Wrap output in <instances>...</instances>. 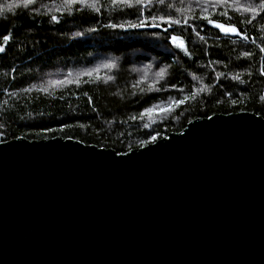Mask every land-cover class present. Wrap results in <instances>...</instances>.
<instances>
[{
  "label": "water",
  "instance_id": "water-1",
  "mask_svg": "<svg viewBox=\"0 0 264 264\" xmlns=\"http://www.w3.org/2000/svg\"><path fill=\"white\" fill-rule=\"evenodd\" d=\"M209 117L125 153L0 142V264H264V118Z\"/></svg>",
  "mask_w": 264,
  "mask_h": 264
},
{
  "label": "trees",
  "instance_id": "trees-1",
  "mask_svg": "<svg viewBox=\"0 0 264 264\" xmlns=\"http://www.w3.org/2000/svg\"><path fill=\"white\" fill-rule=\"evenodd\" d=\"M131 4L36 0L27 9L0 13V42L9 31L13 35L0 53V142L60 136L125 153L198 117L248 111L264 118V18L222 7L202 13L195 0ZM223 10L227 16L219 14ZM206 14L235 25L248 39L225 35L200 19ZM169 18L180 24L170 27ZM141 19L160 26L128 28Z\"/></svg>",
  "mask_w": 264,
  "mask_h": 264
},
{
  "label": "snow or ice",
  "instance_id": "snow-or-ice-1",
  "mask_svg": "<svg viewBox=\"0 0 264 264\" xmlns=\"http://www.w3.org/2000/svg\"><path fill=\"white\" fill-rule=\"evenodd\" d=\"M66 4H72L75 3L76 0H65ZM82 3H86V0H81ZM136 5L139 6H143V7H147L149 5L152 4V0H134ZM157 2L159 4H164L165 0H157ZM197 7L200 8L202 13H209L210 9H216L217 7H222L225 9H232L235 12H242V13H250L252 14L253 19H255L256 17H261L264 18V0H260L258 5L253 6L252 4H239V0H203V2H201V0H195ZM36 0H11V2H6L2 5H0V13H12L14 12L15 9H19V8H24L27 9L29 8L31 5L35 4ZM111 3L113 5H116L117 3H123L127 6H132L131 4V0H111ZM94 7V5H93ZM169 7H171V5H169ZM96 11H99V8L95 9ZM57 11H59V9H57ZM143 13L141 12V15ZM221 16H227L228 12L227 10H223L219 13ZM152 19H156V17H152ZM160 19H164L163 17H161ZM200 19L202 21H206L207 24L213 25L216 29H219L220 32H223L225 35H230V34H236L238 36H241L242 39L247 40L248 37L245 34H242L241 30L238 29L235 25H226L224 23H220L217 22L216 20H214L211 16V14H206V15H202L200 17ZM51 20L55 23H59L58 17L56 15H52L51 16ZM166 23L169 24V26L171 27V25L173 24H180L179 20H172V19H168L166 21ZM185 23H187V21H185ZM246 23L251 24L252 20H247ZM146 26V20L141 19L139 20V23L136 24H128V28H142ZM153 27H159L160 25H151ZM110 27H117V25L112 24L110 25ZM120 27H123V25H120ZM89 31H96V29H89ZM165 32L168 31L167 28L164 29ZM76 35H82V33H76ZM197 35L199 36V32H197ZM201 39H203V37H200ZM172 44H174L176 47L181 48V49H185V45L184 42L182 40H179L178 37L176 36H171L170 37ZM13 40V35L11 33V31H9L7 34H4L2 36V42H0V53H3L6 51V46ZM186 50V49H185ZM261 52H264V48H260ZM252 53L249 52H245L244 56L245 57H249L251 56ZM103 67L105 68H111L113 67V65L111 63H106L103 65ZM95 71V70H93ZM163 74V70L161 71V75ZM86 75H92V72H87ZM260 75L264 76V69H261L260 71ZM108 79H111V77H109ZM235 79L239 80L240 77L236 76ZM194 95V94H193ZM188 99V97H185V100ZM264 99V98H262ZM184 103V100H180V101H176V104H182ZM152 111V109H146L145 112L150 114ZM209 119H211V117H209ZM67 127V126H66ZM145 127L147 128L148 125H145ZM158 135H151L150 138L148 140H142L139 142V146L140 147H145L146 145H148L149 143H155L158 139Z\"/></svg>",
  "mask_w": 264,
  "mask_h": 264
}]
</instances>
